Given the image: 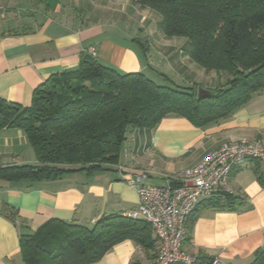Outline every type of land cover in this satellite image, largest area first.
Listing matches in <instances>:
<instances>
[{
    "label": "crops",
    "instance_id": "crops-1",
    "mask_svg": "<svg viewBox=\"0 0 264 264\" xmlns=\"http://www.w3.org/2000/svg\"><path fill=\"white\" fill-rule=\"evenodd\" d=\"M161 25V14L135 0H0V97L31 105L40 84L76 68L92 48L97 59L121 72L141 71L156 81L164 73L178 84L200 85L206 71L188 56L189 43L164 35ZM243 138L264 143V90L205 127L168 116L153 129H130L119 163L110 170L0 181V264H24L22 233H32L50 219L92 227L104 216L136 210L137 190L124 176L146 171L145 184L168 186L209 152ZM27 163L37 159L26 133L0 129V166ZM230 184L233 204L221 207L203 199L198 205L188 223L186 254L250 264L264 247L263 165L246 159L232 170ZM152 235L156 237L153 230ZM151 254L125 239L93 264H149L155 258Z\"/></svg>",
    "mask_w": 264,
    "mask_h": 264
},
{
    "label": "trees",
    "instance_id": "trees-1",
    "mask_svg": "<svg viewBox=\"0 0 264 264\" xmlns=\"http://www.w3.org/2000/svg\"><path fill=\"white\" fill-rule=\"evenodd\" d=\"M135 1L161 14L163 34L188 38V56L206 72L225 74L226 81L207 88L212 96L199 98V84H178L164 73H158L159 83L144 72L124 73L83 54L76 68L40 84L31 105L0 97V129H22L37 159L0 166V181L110 170L119 163L130 129H153L168 116L205 127L229 117L264 90V0ZM234 198L219 193L208 201L223 207ZM125 239L156 257L160 243L148 223L117 214L102 217L92 227L50 219L34 232L22 233L20 248L24 264H93ZM213 259L205 255L192 264H212ZM250 264H264V247Z\"/></svg>",
    "mask_w": 264,
    "mask_h": 264
},
{
    "label": "built area",
    "instance_id": "built-area-1",
    "mask_svg": "<svg viewBox=\"0 0 264 264\" xmlns=\"http://www.w3.org/2000/svg\"><path fill=\"white\" fill-rule=\"evenodd\" d=\"M91 54L96 56L94 48ZM246 159H256L264 168V143L261 140L243 138L225 143L192 168L181 170L177 181L168 186L145 184L146 171L124 176L127 183L136 188L139 197L138 208L126 215L144 219L159 240L154 264H192L195 261L183 250L190 218L203 199L219 193L234 195L230 174ZM119 169L122 171L123 166ZM212 264L225 263L215 258Z\"/></svg>",
    "mask_w": 264,
    "mask_h": 264
},
{
    "label": "rangeland",
    "instance_id": "rangeland-1",
    "mask_svg": "<svg viewBox=\"0 0 264 264\" xmlns=\"http://www.w3.org/2000/svg\"><path fill=\"white\" fill-rule=\"evenodd\" d=\"M153 10V9H152ZM155 11V10H154ZM158 13V12H157ZM176 37H180L181 39H184V40H187V43H189V40H188V38H186V37H181V36H176ZM186 44V43H185ZM181 48L183 49V48H185V45L182 43V45H181ZM155 73V72H154ZM206 74H204L205 76V81H204V79H200V85H199V87H205V88H210V89H214L216 86H218V85H220V84H222L223 82H225L226 81V79H227V76L225 75V74H223V75H220V74H217V73H215L214 71L213 72H205ZM208 73V74H207ZM156 74V73H155ZM149 75V74H148ZM207 75V76H206ZM211 75H213V77L212 78H210V76ZM150 76V75H149ZM153 76V75H152ZM151 77V76H150ZM203 77V78H204ZM157 82H159V83H162L163 81L161 80V79H159V81H157ZM208 86H210V87H208ZM198 87V88H199ZM197 91H198V89H197Z\"/></svg>",
    "mask_w": 264,
    "mask_h": 264
},
{
    "label": "water",
    "instance_id": "water-1",
    "mask_svg": "<svg viewBox=\"0 0 264 264\" xmlns=\"http://www.w3.org/2000/svg\"><path fill=\"white\" fill-rule=\"evenodd\" d=\"M214 94L213 91L210 89H207L205 87H199L198 88V96L199 98H208Z\"/></svg>",
    "mask_w": 264,
    "mask_h": 264
}]
</instances>
